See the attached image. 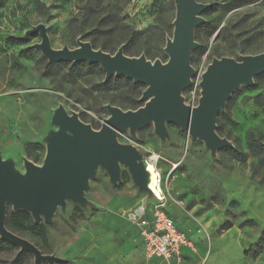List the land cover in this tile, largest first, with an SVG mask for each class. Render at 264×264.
<instances>
[{
  "label": "rangeland",
  "instance_id": "374dc122",
  "mask_svg": "<svg viewBox=\"0 0 264 264\" xmlns=\"http://www.w3.org/2000/svg\"><path fill=\"white\" fill-rule=\"evenodd\" d=\"M196 1L207 8L194 31V73L181 92L189 107L198 105L201 76L213 59L240 61L264 52V0ZM174 18V0H0L1 157L13 161L21 173L23 159L42 165L44 138L56 129L51 117L58 106L99 130L109 116L106 105L135 111L145 103L141 97L146 84L115 75L106 81L96 63L48 62L34 47L39 35L23 40L26 31L45 25L54 50H73L82 41L110 55L122 47L129 58L142 55L164 63ZM165 129L163 141L154 134L152 122L134 137L128 130L119 132L117 140L138 150L155 173L166 212L197 242V252L180 264H264V72L250 86L234 91L216 116L215 133L230 147L211 156L204 142L186 130L171 122H165ZM118 192L126 195L118 200L125 207L120 215L134 209L128 208L133 200L147 207L155 201L138 191L123 165L116 184L99 167L84 193L85 206L66 201L49 223H38L42 230H32L21 213L34 222L30 214L7 205L5 227L42 254L57 257L56 264H82L87 246L82 239L94 226L93 216L106 211ZM18 221L22 228L13 226ZM142 259L175 264L173 259ZM0 264H33V256L0 239Z\"/></svg>",
  "mask_w": 264,
  "mask_h": 264
},
{
  "label": "water",
  "instance_id": "95a60500",
  "mask_svg": "<svg viewBox=\"0 0 264 264\" xmlns=\"http://www.w3.org/2000/svg\"><path fill=\"white\" fill-rule=\"evenodd\" d=\"M174 5L173 34L164 47L168 56L164 63L149 62L142 55L129 58L122 47L110 55L82 41H77L73 50L67 47L54 50L43 24L24 33L23 40L39 35L41 41L34 47L48 62L96 63L105 73L106 81L115 75L147 85L141 97L145 103L135 111L106 105L109 116L99 130L81 122L76 113L69 114L63 106H58L51 117V125L56 129L44 138L45 156L40 166L23 159L21 173L13 161L4 160L0 153V239L30 253L33 264H56L59 259L42 254L32 243L6 229L7 205L15 211L29 213L37 224L49 223L56 209L64 208L66 201L86 205L84 193L99 167L105 170L110 183L116 184L121 165L127 168L138 191L153 196L141 154L132 145L119 143V132L128 130L134 137L138 129L152 122L154 134L163 141L167 138L165 122H171L192 138L203 141L211 156L217 149L231 146L215 133L216 116L234 91L250 86L253 78L264 72V52L242 56L240 61L213 59L201 76L198 105H185L181 92L194 73L190 65L191 53L197 47L194 31L203 23L199 15L207 5L196 0H174Z\"/></svg>",
  "mask_w": 264,
  "mask_h": 264
},
{
  "label": "crops",
  "instance_id": "0c3cea01",
  "mask_svg": "<svg viewBox=\"0 0 264 264\" xmlns=\"http://www.w3.org/2000/svg\"><path fill=\"white\" fill-rule=\"evenodd\" d=\"M125 198L126 195L123 192H118L108 200L106 211L99 210L94 214V226L88 232V235H85L82 239V246L87 245L82 252V264H153L142 259L144 252L139 228L131 224L125 214L120 215L119 213L125 207L123 204H119L118 200ZM138 205H140V202L133 200L128 208L133 209ZM177 226L186 233L188 240L193 245V249L189 246L182 247L181 261H183L190 255L195 254L198 247L197 242L178 224ZM151 259L158 260V258Z\"/></svg>",
  "mask_w": 264,
  "mask_h": 264
},
{
  "label": "built area",
  "instance_id": "2783aa9c",
  "mask_svg": "<svg viewBox=\"0 0 264 264\" xmlns=\"http://www.w3.org/2000/svg\"><path fill=\"white\" fill-rule=\"evenodd\" d=\"M157 178L160 180L158 171ZM127 219L138 226L147 259H173L175 264H180L182 247L193 249L186 233L179 229L175 220L166 212L162 199L155 198L148 207L138 205L127 215Z\"/></svg>",
  "mask_w": 264,
  "mask_h": 264
},
{
  "label": "bare ground",
  "instance_id": "6f19581e",
  "mask_svg": "<svg viewBox=\"0 0 264 264\" xmlns=\"http://www.w3.org/2000/svg\"><path fill=\"white\" fill-rule=\"evenodd\" d=\"M146 167V171L149 174V182H148V189L151 191V193L153 194V196L157 199H161L159 197V194L155 188L156 186V177H155V173L153 172V170L147 165L145 164Z\"/></svg>",
  "mask_w": 264,
  "mask_h": 264
},
{
  "label": "trees",
  "instance_id": "16d2710c",
  "mask_svg": "<svg viewBox=\"0 0 264 264\" xmlns=\"http://www.w3.org/2000/svg\"><path fill=\"white\" fill-rule=\"evenodd\" d=\"M138 108L136 107V110H137ZM252 140H249V145L251 146V148H253L252 147ZM23 216H24V219H23V221H28V224L30 225V227H31V229L32 230H42L43 229V227H42V225H39V224H37V223H34L33 221H31L30 219H29V216L28 215H26V214H24V213H21ZM21 221H18L17 223H13V226H15V227H17V228H22V226H21Z\"/></svg>",
  "mask_w": 264,
  "mask_h": 264
}]
</instances>
